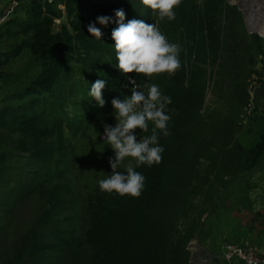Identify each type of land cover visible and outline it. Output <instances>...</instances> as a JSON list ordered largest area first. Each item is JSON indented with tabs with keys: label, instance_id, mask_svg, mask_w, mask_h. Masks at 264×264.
Listing matches in <instances>:
<instances>
[{
	"label": "rangeland",
	"instance_id": "obj_1",
	"mask_svg": "<svg viewBox=\"0 0 264 264\" xmlns=\"http://www.w3.org/2000/svg\"><path fill=\"white\" fill-rule=\"evenodd\" d=\"M33 1L0 0V104L12 93L27 89L33 90L32 96L50 99L55 105L53 113L59 117V121H63L62 133L68 145L69 164L57 178L43 180L37 184L35 192L26 197L22 213H17L14 218L16 220L10 223L14 232L6 241L0 239V249L13 250L26 245L30 247L34 246L33 243L37 246L46 245L44 247H72L70 255L65 250L61 253L60 248L48 252L53 258L51 262L107 264L77 240H73L71 246L51 241L59 235L64 238L69 236L75 227V207L98 186L97 181L104 177V172L111 169L108 160L113 152L102 139L103 123L115 122L111 115L113 109L109 87L106 84L108 88L105 86L103 90L106 100L103 108H96L88 93L89 86L98 78L114 81L112 74L116 71L113 67L116 60L111 57L108 48L100 52L88 48L87 44L93 39L87 32L90 21L77 24L74 14L69 13L72 3L68 0H40L39 6L49 3L60 12V16H45L42 19L44 25L35 32L22 30L32 20L29 8L33 6ZM126 2L117 0L121 5ZM227 3L240 11L242 35H246L247 40L243 42L239 37V52L223 66L217 65L215 51L205 50L201 30L195 27L193 21L187 19L189 24L183 25L176 9L177 15L172 21L158 20L152 14V22L158 23L169 41L178 42L182 46L181 67L177 70L179 72L173 73L177 82L172 79V75L164 73L162 84L171 82L175 85L183 102L182 110L172 114L170 112L165 156L159 163L161 167H156L159 165L156 164L151 170L153 181L161 179L168 164L177 163L180 155L179 140L186 139L187 126L203 121L212 127L216 110L221 109L224 115L233 113L234 141L248 147L256 138L259 118L264 116L256 104H264V38L258 36V40H255L248 36L246 22L251 17V23H259L256 28H261L260 33L264 34V0L255 3L227 0ZM103 10L97 9L99 15H107L102 14ZM161 76L154 74L150 83H156V79ZM121 85H114L115 96L124 91ZM248 110H251L249 114ZM204 118H208V121ZM17 139V135L5 132L0 139V151L11 153L7 165L19 169L29 160L28 154L20 150ZM56 139L48 141V145H52ZM120 168H124V165ZM222 182L225 186L218 194L215 207L207 212L195 213L181 223L182 230L183 225H186L188 230L193 231L187 245L186 264H226L219 257V249L224 242L264 251V160L253 169L226 175ZM14 183L15 177L0 185V205H7L13 200ZM54 194L63 197L65 202L55 203ZM199 200L197 197L195 203ZM7 211V208L0 206V215ZM196 216L197 219L188 222ZM55 233L58 235L52 236ZM70 237L73 239V234Z\"/></svg>",
	"mask_w": 264,
	"mask_h": 264
},
{
	"label": "trees",
	"instance_id": "obj_2",
	"mask_svg": "<svg viewBox=\"0 0 264 264\" xmlns=\"http://www.w3.org/2000/svg\"><path fill=\"white\" fill-rule=\"evenodd\" d=\"M39 1H33V6L29 8L32 20L28 21L26 29L23 27L22 30L35 32L44 25L45 21L42 19L45 16H60V12L55 10L53 5L44 3L39 6ZM68 2L72 3L69 13L74 14L77 24L95 20L99 16L97 9L103 8L105 10L102 14L112 15L114 10L120 7L127 13L125 22L133 18L145 19L149 23L153 21L150 10L140 7L138 0H127L124 5L117 3V0ZM176 11L181 16L183 25L189 24L187 19H190L195 27L201 30L205 50L216 52L218 66L227 64L234 54L239 52V37L243 42L247 40L246 35H242V15L235 6L229 5L227 0H182ZM113 26L115 24L103 29L101 41L96 38L90 40L88 48H92L93 52L108 48L111 57H115L110 46L113 43L110 39ZM248 36L258 40L257 34ZM163 74L156 79V83L161 86L164 94L172 97L173 103L169 105V109L173 110L171 114L177 113L182 110L183 102L175 85L171 82L162 84ZM174 74L169 75L177 82ZM182 74L185 75V72ZM142 76L143 74L138 76L140 83L144 82ZM112 77L114 81L107 83L109 88L106 86L110 98L115 96V86L123 83V78L117 70L113 72ZM33 93L31 89L12 93L0 104V139L5 132L17 135L20 150L28 154L29 160L23 168L16 169L7 165L12 154L0 151V185L15 177L13 200L7 205H0L8 210L4 215H0V239L4 241L14 232L10 223L13 224L16 220L14 218L17 213H22V204L26 197L35 192L37 184L43 180L57 178L69 164L68 145L62 133L63 121H59V117L53 113L55 105L50 99L32 96ZM216 111L212 127L203 121L187 126L186 139L179 140L180 155L177 163L168 164L159 181L151 179V170L156 164L137 169L146 177L144 189L139 197L103 193L98 186L95 187L87 193L83 202L75 207V227L69 232V236L64 238L59 235L51 242H63V245L71 246L77 240L76 242H81L107 264H186L187 245L193 231L188 230L186 225H183L182 230L181 223L195 213L207 212L215 207L219 199L218 194L225 186L222 178L253 169L260 166L264 160V116L259 118L254 142L244 147L234 141L232 136L235 124L233 113L224 115L221 109ZM205 120L208 121V118ZM167 137L161 136L159 140L164 146L162 159L165 156ZM54 138L58 141L56 139L52 145H48L47 142ZM156 167L161 166L159 164ZM119 170L123 171L124 168ZM110 172L111 169H108L105 173ZM27 185L29 187L26 190ZM197 197L200 200L195 203ZM53 200L57 204L65 202L63 197H58L57 194H54ZM194 219H197V216L188 222L191 223ZM72 234L73 239L70 237ZM55 235L58 233L52 236ZM27 241L31 243L29 237ZM32 245L34 246L26 245L13 250L0 249V264H50L53 258L48 252L60 248L61 253L65 250V253L70 255L72 248L44 247L46 245L37 246L36 243Z\"/></svg>",
	"mask_w": 264,
	"mask_h": 264
},
{
	"label": "clouds",
	"instance_id": "obj_3",
	"mask_svg": "<svg viewBox=\"0 0 264 264\" xmlns=\"http://www.w3.org/2000/svg\"><path fill=\"white\" fill-rule=\"evenodd\" d=\"M181 3L182 0H138L139 6L150 10L158 20L168 21L176 18L175 9ZM126 15L123 7L115 9L112 15H99L87 24V32L101 41L103 29L115 24L110 34L116 60L112 66L124 81L122 94L110 101L115 122L103 123L102 139L113 155L108 160L111 172H104V177L97 181L98 188L103 193L134 198L141 195L146 180L137 169L151 167L162 160L164 146L159 140L169 135L173 111L169 109L172 97L164 94L159 84L149 81L154 74H173L181 67L182 46L170 42L158 23L136 18L125 22ZM139 74H143V83L138 82ZM107 83L106 79L98 78L89 86L88 94L96 108L106 104L103 90ZM126 158L130 159L125 164ZM121 165H124L123 171L119 170Z\"/></svg>",
	"mask_w": 264,
	"mask_h": 264
},
{
	"label": "built area",
	"instance_id": "obj_4",
	"mask_svg": "<svg viewBox=\"0 0 264 264\" xmlns=\"http://www.w3.org/2000/svg\"><path fill=\"white\" fill-rule=\"evenodd\" d=\"M246 23L248 27L247 31L249 34H257L259 37L264 38V34H261L256 28L259 23H254L255 26L253 27L249 25L248 21ZM250 112L251 110H248L247 114H249ZM262 220L264 222V215L262 217ZM219 257L226 264H264V253L259 252L252 246H243L231 242H224L221 244V247L219 249Z\"/></svg>",
	"mask_w": 264,
	"mask_h": 264
},
{
	"label": "bare ground",
	"instance_id": "obj_5",
	"mask_svg": "<svg viewBox=\"0 0 264 264\" xmlns=\"http://www.w3.org/2000/svg\"><path fill=\"white\" fill-rule=\"evenodd\" d=\"M249 2H251V3H255V2H257L258 0H248ZM245 4V3H244ZM242 6V5H241ZM244 6V5H243ZM242 8V7H241ZM251 17H249L248 18V23H249V25H252L251 27H253V26H255V25H253L252 23H251ZM262 32V29L260 28V30H259V32ZM264 32V31H263Z\"/></svg>",
	"mask_w": 264,
	"mask_h": 264
},
{
	"label": "crops",
	"instance_id": "obj_6",
	"mask_svg": "<svg viewBox=\"0 0 264 264\" xmlns=\"http://www.w3.org/2000/svg\"><path fill=\"white\" fill-rule=\"evenodd\" d=\"M258 102L261 103V101H259V100H258ZM256 104H257L258 109L261 108L260 112L263 113L264 112V104H258V103H256ZM260 181H262V179H260ZM262 191H264V190H262ZM262 253H264V251Z\"/></svg>",
	"mask_w": 264,
	"mask_h": 264
},
{
	"label": "water",
	"instance_id": "obj_7",
	"mask_svg": "<svg viewBox=\"0 0 264 264\" xmlns=\"http://www.w3.org/2000/svg\"><path fill=\"white\" fill-rule=\"evenodd\" d=\"M238 7L241 8V7H242L241 4H238ZM246 27H247V25H246ZM247 28H248V27H247Z\"/></svg>",
	"mask_w": 264,
	"mask_h": 264
}]
</instances>
